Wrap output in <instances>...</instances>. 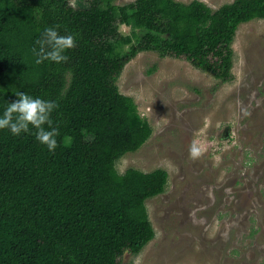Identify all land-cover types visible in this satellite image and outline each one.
Instances as JSON below:
<instances>
[{
  "label": "trees",
  "instance_id": "trees-1",
  "mask_svg": "<svg viewBox=\"0 0 264 264\" xmlns=\"http://www.w3.org/2000/svg\"><path fill=\"white\" fill-rule=\"evenodd\" d=\"M71 1L0 0V114L25 91L56 101L59 129L52 152L35 129H0V264H122L125 252L139 253L155 235L145 201L164 191L168 174L117 170L116 160L152 133L117 77L153 50L228 81L238 26L264 19V0L216 9L201 0ZM50 26L74 34L76 45L64 62L36 63L35 42Z\"/></svg>",
  "mask_w": 264,
  "mask_h": 264
},
{
  "label": "rangeland",
  "instance_id": "rangeland-1",
  "mask_svg": "<svg viewBox=\"0 0 264 264\" xmlns=\"http://www.w3.org/2000/svg\"><path fill=\"white\" fill-rule=\"evenodd\" d=\"M201 1L216 9L233 0ZM232 49L228 81L153 50L138 52L117 77L152 129L116 160L117 170L168 174L164 191L145 201L154 237L139 253L125 252L122 264H264V19L240 24ZM193 141L203 147L195 159Z\"/></svg>",
  "mask_w": 264,
  "mask_h": 264
},
{
  "label": "clouds",
  "instance_id": "clouds-1",
  "mask_svg": "<svg viewBox=\"0 0 264 264\" xmlns=\"http://www.w3.org/2000/svg\"><path fill=\"white\" fill-rule=\"evenodd\" d=\"M35 44L39 45L33 48L36 63L46 60L61 63L68 59L66 49L75 47L76 39L74 34H60L57 26H50L44 28ZM16 96L19 98L8 102L0 114V129L7 128L12 135L17 136L35 129L37 141L45 145L49 152L54 151L58 146L59 129L53 126L51 113L57 107L56 101L33 96L25 91H16ZM240 112L243 116L249 115L248 109L243 106ZM202 152L203 147L196 141L190 144L191 158L199 157Z\"/></svg>",
  "mask_w": 264,
  "mask_h": 264
}]
</instances>
